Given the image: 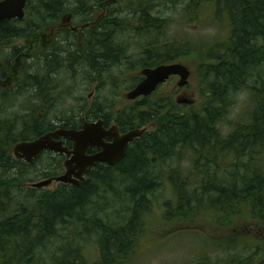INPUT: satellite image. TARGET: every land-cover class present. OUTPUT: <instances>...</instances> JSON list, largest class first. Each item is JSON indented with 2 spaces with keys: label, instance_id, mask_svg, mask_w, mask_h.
<instances>
[{
  "label": "rangeland",
  "instance_id": "rangeland-1",
  "mask_svg": "<svg viewBox=\"0 0 264 264\" xmlns=\"http://www.w3.org/2000/svg\"><path fill=\"white\" fill-rule=\"evenodd\" d=\"M157 1L160 3L157 11L155 10L157 25L152 30L121 28L109 31V37L116 46H113L115 50L113 52L117 53L116 48H119L120 55L115 58L117 64L106 67L109 72L106 76L95 75L91 79L86 74L87 66L83 60L76 63L64 59L60 60L61 64L63 61L68 66L71 63V69L62 67L58 74L49 72L47 77L41 76L40 79L45 82L48 78L52 79L49 89L51 98L40 108L41 110L36 112L34 118L46 116L49 123L56 126L60 122L59 117L76 122L81 116L93 115L95 110L97 114L107 117H114L116 114V117L132 110L138 113L150 111L163 114L174 110L179 113H191L202 109L209 98V82L215 78L208 67L221 64L217 61V57L223 54V48L227 47L232 35L228 11L225 10L226 1L199 0V6L197 0ZM34 6L35 1H32L30 13L20 27H24L27 23L40 22L33 13ZM125 6L134 5L126 2ZM66 10L62 15L66 12L71 14L78 11L75 8ZM126 13L128 11L125 9V15ZM78 15L81 16L76 14L74 17ZM66 17L68 16L63 15V19ZM50 31V27L45 26L40 29L29 27L24 36L10 38L0 45V64L8 59L11 61L9 67L13 69L0 76L1 93L12 94L17 86L22 84L24 87L27 86L29 81L27 75L39 72L44 65L37 57L33 59L15 57L12 60L9 48L19 46L33 53L37 49L29 48L32 45L31 34L41 35ZM118 41L122 42L120 47L116 45ZM75 45L76 42L73 43V46ZM166 47L168 50L169 47L172 48L169 51L171 55H174V52L180 53L178 60L189 68L187 85L181 87V91H176L180 86L175 82L174 88L172 85L160 87L147 98L127 99L126 93L139 82L138 72L133 71L134 67L148 63L145 61L147 54L158 58L157 55L167 51ZM245 84L252 89L260 86L256 80H247ZM246 87L234 92L224 118L217 124L222 139L219 141L221 150L226 147L224 142L232 132V126L237 121L245 120L248 108L253 104L252 95ZM44 92L46 91L42 89L41 93ZM34 93V89L29 86L18 99V104L21 105L25 101L23 96L33 97L34 104L38 103L40 97L33 95ZM12 99L13 96L10 95L9 101ZM183 99H190L192 103L179 101ZM138 104H146V106L140 108ZM43 110L44 114H42ZM156 124L158 127L159 122ZM156 126L153 130L157 129ZM257 149L258 147L253 151L250 149L251 154L246 156L247 164L249 161L252 167L259 164L262 157L264 158L263 152ZM172 152L170 155L159 157V160L153 161L154 163L149 167L148 176L156 178L158 183L146 193L145 201L140 203L141 206L136 207L125 191L129 181L118 173H110L106 178L109 179L107 185L100 181L96 182L91 198L81 210V214L79 213L80 217L88 219V227L83 229L82 224L76 229L64 230L63 226L57 227V235L49 238L44 246L37 250L34 258H37L41 264H50L53 258L61 253L60 248L70 243L72 251L75 249L80 251L82 258L80 262L83 260L85 264H103L102 233L91 223L97 222L113 232L125 228L126 224L134 221V232L127 236L129 238L123 243V250L114 248L115 243L108 240L112 246L107 252L109 257H112L113 264H196L199 258L202 261L205 258V261L211 264L262 262L264 237H260L262 233L260 226L254 224L255 222L251 223L247 204L242 203L231 208L233 211L229 210L227 203L228 206L214 204L217 194L210 183L213 185L215 175L218 186L219 176L225 175L227 168L234 163V159L230 156L234 153L225 155V159L222 156L214 170L211 168L212 170L207 171L209 173L205 178L207 174L205 151L176 147ZM52 164V159L48 153H45L32 166L17 168L19 177L22 175L25 180L23 188L25 196L28 197L29 207L34 208L31 212L36 213L39 209V206L35 205L36 197L39 195L47 197L56 190L57 186L55 187L53 183L40 189L30 187L32 182L44 178L42 176L44 170ZM211 164L214 167L213 163ZM230 179L231 181L237 179L236 172L235 175L230 173ZM203 180L206 185L203 184ZM175 183H179L182 186L181 190L186 192L184 197L188 200L185 203L188 204L189 212L193 215L189 216L190 219L180 218L181 212L176 205L181 200L178 199ZM31 189L35 191L31 192ZM211 203L217 208L220 205L223 210H213V206L209 205ZM214 212L219 213L217 215ZM231 212H234L233 216L230 215ZM261 224L264 225V222ZM250 231L255 235H251Z\"/></svg>",
  "mask_w": 264,
  "mask_h": 264
},
{
  "label": "trees",
  "instance_id": "trees-1",
  "mask_svg": "<svg viewBox=\"0 0 264 264\" xmlns=\"http://www.w3.org/2000/svg\"><path fill=\"white\" fill-rule=\"evenodd\" d=\"M225 1V10L228 11L232 35H230L231 39L227 47L223 48V54L217 57V61L221 64L208 67L215 78L209 82V98L203 104L202 109L191 113H179L174 110L163 114L150 111L138 113V111L132 110V112L127 111L123 115L115 117L118 119L122 117L123 121L132 125L151 122L152 120L159 122L156 132L148 134L145 139L143 136L141 139L139 138V146L129 149L123 160L118 162V166L123 169L120 175L129 181L125 191L131 201H134L136 207L141 206L140 203L145 201L146 193L155 186L154 184L158 183L156 178L149 177V173H146V168L152 166L151 156L156 157V161H158L159 157L173 153L172 151L176 147L205 151L206 172L214 170L222 156L225 159V155L234 153L236 168H232L230 165L225 175L219 176L218 186L215 175L213 185L210 183L215 194H217L214 204H229L230 211H233L231 208L242 203L247 204L249 209L247 198L251 196L252 190L264 185V180L258 175L261 171L251 168L249 161L247 164L248 157H246L257 147V151H264V0ZM56 12L55 0L35 1L33 13L36 19H39L38 21H50ZM23 23L24 21L19 20L0 22V45L10 38L24 36L26 29L20 27ZM113 45L115 46L112 39L109 38L108 41L99 46V49H96V52L100 50L101 55L108 53L109 60L113 61L117 55L113 52ZM116 49L118 50V48ZM171 49L169 47V50L167 49L161 55H157L158 58L147 54L148 57L145 61L148 63L146 66L155 58L158 63L176 59L180 53L174 52V55H171L169 54ZM65 64L66 62L63 61L62 64L59 62L53 67L49 59H45V63L39 72L27 75L29 85L17 86L12 94L0 92V264H41L37 258H34V254L44 246L43 244L49 238L57 235V227L63 226L64 230L76 229L81 224L83 229L88 227V219L80 217L79 213L91 198L96 182L108 184L109 179L106 178H108L109 173H95L89 183L82 184L79 188L60 185L55 192H51L47 197L42 195L36 197L35 205L39 206L36 213L35 211L31 212L34 208L29 207L28 197L25 196L23 188L25 180L22 175L19 177L17 168L22 166L23 169V167L33 164L27 165L23 161L15 159L11 149L17 141L33 139L55 127L49 123L46 116L42 115L43 117L41 116L39 119L34 118L36 112L51 98L49 89H51L50 80L52 79L48 78L45 82L40 77L43 75V77H47L49 72H53L54 75L58 74L62 67L71 69V63L69 66ZM90 65H92L94 75L89 76L93 79L99 61L95 58ZM3 66L5 67L2 68ZM9 66H11V61L8 60L0 64V72L2 73L0 76L9 72ZM86 66L88 70L89 64L86 63ZM247 80H256L260 86L254 89L249 88L245 84ZM29 86L35 91L33 95L40 97V103L34 104L33 97H27V99L23 96L25 101L19 105L18 99ZM245 87L252 95L253 104L249 106L245 120L237 121L232 126V132L224 142L226 147L221 150L219 141L222 139L217 124L224 118L234 92ZM42 89L46 92L41 93ZM10 95L13 96L11 101H9ZM28 100L29 102H27ZM1 113L4 114L1 115ZM42 114H44V110ZM58 120L60 121L59 126L65 128H69L70 124L74 123L68 118L59 117ZM233 138L237 139V142H233L236 148L231 145ZM49 157L53 161L51 166L59 165L61 160ZM49 169L50 167L44 170L43 177H47V170ZM252 170H254V174H252ZM231 172L234 175L235 172L237 174L235 181L230 179ZM208 173L204 176L205 178ZM252 175H255L254 180ZM203 184L206 185L205 180H203ZM175 186H177L175 189L178 193V199L181 200L176 205L181 212L180 218L190 219L189 216L192 217L193 215L189 212L188 204L185 203L188 200L184 197L186 192L181 190L182 186L179 183H175ZM30 191L34 192L35 189ZM214 204H209L213 206V210H223L220 205L217 208ZM218 213L214 212L217 215ZM232 214L234 212H231L230 215L233 216ZM133 222L126 224L125 228L122 227L127 230L117 229L113 232L97 222L91 223L95 229H99L102 233L103 264H113L112 257H109L107 252L112 246L108 240L115 243L114 248L123 250V243L129 238L127 236L134 232ZM60 251L58 257L55 256L50 264H85L83 260L80 262L82 259L80 251L77 249L72 251L70 243L65 244L63 248H60ZM196 264H211V262L205 261V258L204 261L199 258Z\"/></svg>",
  "mask_w": 264,
  "mask_h": 264
},
{
  "label": "flooded vegetation",
  "instance_id": "flooded-vegetation-1",
  "mask_svg": "<svg viewBox=\"0 0 264 264\" xmlns=\"http://www.w3.org/2000/svg\"><path fill=\"white\" fill-rule=\"evenodd\" d=\"M32 1L36 0H26L24 8H23V17L18 19L19 21L25 20V17L28 16V13H30L29 9L32 5ZM166 2L168 0H165ZM45 2V1H42ZM57 5V12L54 14V17H50V21H43V22H37V23H30L25 25L23 28H37L40 29L42 26L50 27L51 31L49 33H43L41 35H36L35 33H32L31 40L32 45L29 48L37 49L33 53L29 52V50H26L27 48H21L19 46H15L14 48H9L10 52L9 55L12 58V60L16 57L18 58H30L33 59L37 57V59L45 63V59H49V62L55 67L60 60L62 59L72 62H77L79 60H83V62H86L89 64L87 74L88 75H94V71L92 70V65L90 63L93 62V60L96 58L97 61H99V65L97 66V71L95 75L97 77H103V75H107L108 70L106 67L110 64H117L115 60L110 61L108 57V53L106 55H101L100 50H94L99 49V46L103 45L106 41L109 40V31L112 29H121V28H129V29H151L155 28L157 23V18L155 14L157 13V8L160 5L159 1L157 0H71V1H63V0H55ZM126 2L132 3L134 6H125ZM67 4H69L67 6ZM71 4V5H70ZM198 4V0H197ZM65 8H68L67 10ZM77 9L78 11L76 13L69 14L66 12L63 14L64 16H68L63 19V11H69L70 9ZM125 9L128 11L125 15ZM156 10V11H155ZM100 11V12H98ZM76 14H81L74 17ZM74 17V18H73ZM128 18V20H126ZM16 18L8 20V21H15ZM51 22V23H50ZM55 31V32H54ZM6 42V41H5ZM76 42V45L73 46V43ZM122 42L116 43L118 47H120ZM98 46V48H97ZM114 46V45H113ZM116 47V46H115ZM28 48V49H29ZM68 48V49H67ZM114 50V49H113ZM33 51V50H32ZM115 51V50H114ZM117 55H120V50L118 48ZM58 58V59H57ZM106 59V60H105ZM8 60V59H7ZM9 61V60H8ZM119 61V60H118ZM181 63L178 60V57L172 61L167 62H160L158 63L157 59L153 60L149 65L146 66V64H139L138 66L134 67V70L136 73L138 72L139 81L143 79V75L141 74V70L144 68H155L156 66H159L160 64H170V63ZM183 64V63H182ZM13 70L11 67L9 68V72ZM8 72V73H9ZM6 73V72H5ZM0 74H2L0 72ZM102 75V76H101ZM179 76L178 75H170L158 88L172 85L176 82H178ZM178 86V85H177ZM174 88V87H173ZM181 91V87H177L176 91ZM157 89L155 90V92ZM175 91V92H176ZM154 92V93H155ZM137 100V99H135ZM164 105V104H161ZM140 108H143L146 106V104H138ZM95 112L93 115H88L86 117L81 116L76 122L70 124L71 126L67 129H75L80 130L82 128L83 123L85 122H91L94 123L98 120L101 121L100 128L103 129V131L110 130L111 133L113 131L118 132L119 134H124L128 132L129 130L135 129V128H142L145 130L144 133V139L148 136V134H153L152 132H156V123H151L150 125H144L145 123L141 124H128L127 121H123L122 117L121 119L114 117H107L105 115H100ZM133 115V114H132ZM155 127L156 130L153 131V128ZM57 128H65L60 127L59 124H57L54 128L50 129L49 131H53ZM112 128V130H111ZM48 132V131H47ZM112 134L108 135L107 137L102 138V142L105 144H110L113 142ZM140 138V137H139ZM135 138L134 140L127 143L125 146V154L126 156L127 152L131 148L138 147L140 143V139L142 138ZM62 141V144L66 146L69 150H72L73 148V142L71 140H65L61 137H57L56 140ZM233 142H237V139H232L231 145H233ZM233 148H236L235 145H233ZM101 150L97 146H89L87 149V155H95L99 153ZM264 155V151H262ZM43 153V152H42ZM44 153H48L52 158H58L60 163L59 165L51 166L49 170H47V177L42 178L41 180L51 179L50 184H55L56 190L59 188L60 185H66L68 187H74L79 188L82 184L89 183L92 179L93 174H110V173H118L120 174L123 169H121L118 166V162H121L124 157H122L121 160L114 163L113 165L108 164L106 162H95L93 166L89 167L87 169V172L85 175H83L82 179L77 178L75 175L79 174V167H76V163H73L71 168L69 169L70 172L73 173L72 178L77 180V183H63L56 181L54 178H56L59 175H62L65 173L66 167H65V161L71 156L66 155L64 153H54L52 151H44ZM42 155V154H41ZM40 155V156H41ZM231 157L234 159V163H232L231 167L236 168V159L234 157V154L231 155ZM23 161L27 165H32V163H27L24 161V159H18ZM264 158H261V162L251 168L254 170H260L261 172L258 173L264 180ZM254 170H252V174H254ZM44 173V172H43ZM146 173H150L149 168H146ZM255 175H252L253 180ZM259 177V176H258ZM55 190V191H56ZM54 191V192H55ZM248 204H249V211H250V221L253 224L259 225L261 229L260 237H264V225L260 223L264 220V185L258 187L255 190H252L251 196L247 198ZM251 235H255L252 231H250ZM264 264V263H263Z\"/></svg>",
  "mask_w": 264,
  "mask_h": 264
},
{
  "label": "water",
  "instance_id": "water-1",
  "mask_svg": "<svg viewBox=\"0 0 264 264\" xmlns=\"http://www.w3.org/2000/svg\"><path fill=\"white\" fill-rule=\"evenodd\" d=\"M26 0H0V22L10 18H22L23 8ZM143 79L139 81L131 90L126 93V98L129 100L136 99L140 96L150 95L156 87L164 82L170 75H179L178 86L182 87L187 84L189 77V70L186 66L179 63L169 65H159L155 68H144L141 70ZM180 102L190 104L191 100L183 99ZM101 121L94 123L85 122L80 130L57 128L53 131L45 132L38 137L31 140H22L16 142L12 147V153L16 159H24L27 163H32L40 153L44 150H49L58 153L71 155L65 161L66 172L54 178L56 181L63 183H77L73 179L72 172L69 171L73 163L80 168L79 174L75 175L77 178L83 177L87 169L94 165L95 162H106L113 165L122 159L125 153V146L135 137L143 134V129H133L124 134H119L113 131H103L100 128ZM112 134L113 142L105 144L102 138ZM61 137L65 140L73 142L72 150H69L62 144ZM89 146H97L101 151L95 155L88 156L87 149ZM51 179L41 180L31 183V187L41 188L51 183Z\"/></svg>",
  "mask_w": 264,
  "mask_h": 264
},
{
  "label": "bare ground",
  "instance_id": "bare-ground-1",
  "mask_svg": "<svg viewBox=\"0 0 264 264\" xmlns=\"http://www.w3.org/2000/svg\"><path fill=\"white\" fill-rule=\"evenodd\" d=\"M199 4H200V2H199V0H198V6H199ZM11 19H14V18L5 19V20H11ZM16 19L18 20L19 18H16ZM21 21H23V20H21ZM150 30H152V28H151ZM153 60H154V59H153ZM155 60H156V58H155ZM151 62H152V61H151ZM151 62H150V63H151ZM170 64H173V63H170ZM160 65H165V64H160ZM166 65H169V64H166ZM156 67H157V66H156ZM172 75H173V74H172ZM178 76H179V75H178ZM179 78H180V77H179ZM178 81H179V79H178ZM162 83H163V82H162ZM162 83H160V84L156 87L157 90L159 89L158 87H159ZM177 85H178V82H177ZM156 89H155V90H156ZM155 90H154L150 95H152V94L155 92ZM150 95H148V96H150ZM148 96H140V97H137L136 99H138V98L141 99V98H145V97H148ZM153 121H155V123H158L157 120H152L151 122H146V123L144 122V123H145L144 125H146V124H147V125H150L151 123H153ZM156 125H157V124H156ZM156 128H157V127H156ZM135 129H142V128H135ZM132 130H133V129H132ZM129 131H130V130H129ZM153 131H154V130H153ZM144 133H145V130H144L143 134H142L141 136H139V137L141 138L142 136H144ZM139 137H137V138H139ZM135 138H136V137H135ZM135 138H134V139H135ZM134 139H133V140H134ZM20 141H22V140H20ZM17 142H19V141H17ZM44 151H47V150H44ZM44 151H42V152L44 153ZM48 151H49V150H48ZM42 152L40 153V155L43 154ZM52 152H53V151H52ZM54 153H58V152H54ZM124 154H125V153H124ZM40 155H39L36 159L33 160V163L36 162V161L42 156V155H41V156H40ZM49 156H50V155H49ZM123 157H124V156H123ZM24 161H25V160H24ZM150 161H151V163H154V162L156 161V157L151 156ZM153 161H154V162H153ZM34 164H35V163H34ZM84 175H85V174H84ZM263 263H264V259L262 260V262L259 261V262H256L255 264H263Z\"/></svg>",
  "mask_w": 264,
  "mask_h": 264
}]
</instances>
